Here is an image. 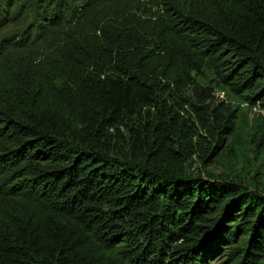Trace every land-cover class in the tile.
Wrapping results in <instances>:
<instances>
[{
	"label": "trees",
	"instance_id": "trees-1",
	"mask_svg": "<svg viewBox=\"0 0 264 264\" xmlns=\"http://www.w3.org/2000/svg\"><path fill=\"white\" fill-rule=\"evenodd\" d=\"M0 29V264H264V175L191 171L264 109V0H0Z\"/></svg>",
	"mask_w": 264,
	"mask_h": 264
},
{
	"label": "rangeland",
	"instance_id": "rangeland-1",
	"mask_svg": "<svg viewBox=\"0 0 264 264\" xmlns=\"http://www.w3.org/2000/svg\"><path fill=\"white\" fill-rule=\"evenodd\" d=\"M0 29V34L3 33ZM219 99H225L223 93H219ZM237 130L234 133V144L237 148L236 155L228 158L222 156L216 162L204 161L202 163L199 158H195L191 166V171L205 175L206 171H211L215 174L239 175L244 181L253 183L260 180L264 175V151L257 158L251 150L252 143L250 142V133L257 132L254 137L259 136V133L264 134V109L259 105L243 103L240 104V109L237 111L235 118ZM222 147L218 148V153ZM215 157V156H213ZM224 258L211 260L209 264L220 263Z\"/></svg>",
	"mask_w": 264,
	"mask_h": 264
}]
</instances>
